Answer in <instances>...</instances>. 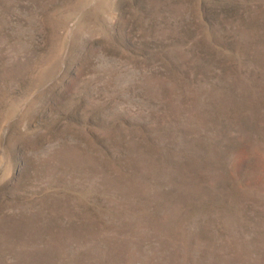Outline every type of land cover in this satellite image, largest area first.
Wrapping results in <instances>:
<instances>
[{
    "label": "rangeland",
    "instance_id": "obj_1",
    "mask_svg": "<svg viewBox=\"0 0 264 264\" xmlns=\"http://www.w3.org/2000/svg\"><path fill=\"white\" fill-rule=\"evenodd\" d=\"M0 264H264V0H0Z\"/></svg>",
    "mask_w": 264,
    "mask_h": 264
}]
</instances>
